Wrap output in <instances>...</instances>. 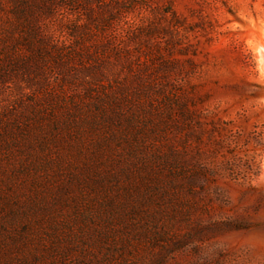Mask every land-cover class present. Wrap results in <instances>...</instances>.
<instances>
[{"label":"rangeland","instance_id":"rangeland-1","mask_svg":"<svg viewBox=\"0 0 264 264\" xmlns=\"http://www.w3.org/2000/svg\"><path fill=\"white\" fill-rule=\"evenodd\" d=\"M264 0H0V264H264Z\"/></svg>","mask_w":264,"mask_h":264},{"label":"bare ground","instance_id":"bare-ground-1","mask_svg":"<svg viewBox=\"0 0 264 264\" xmlns=\"http://www.w3.org/2000/svg\"><path fill=\"white\" fill-rule=\"evenodd\" d=\"M262 64H261V69L264 72V64H263V58H261Z\"/></svg>","mask_w":264,"mask_h":264},{"label":"water","instance_id":"water-1","mask_svg":"<svg viewBox=\"0 0 264 264\" xmlns=\"http://www.w3.org/2000/svg\"><path fill=\"white\" fill-rule=\"evenodd\" d=\"M261 58H263V64H264V52L261 53ZM261 64H262V61H261Z\"/></svg>","mask_w":264,"mask_h":264}]
</instances>
